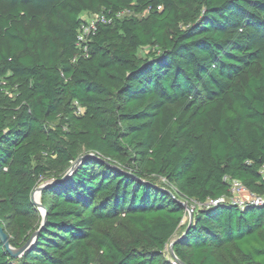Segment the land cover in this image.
<instances>
[{
	"label": "trees",
	"instance_id": "16d2710c",
	"mask_svg": "<svg viewBox=\"0 0 264 264\" xmlns=\"http://www.w3.org/2000/svg\"><path fill=\"white\" fill-rule=\"evenodd\" d=\"M0 82L11 247L98 158L0 264H264V206L182 205L264 194V0H0Z\"/></svg>",
	"mask_w": 264,
	"mask_h": 264
},
{
	"label": "built area",
	"instance_id": "2783aa9c",
	"mask_svg": "<svg viewBox=\"0 0 264 264\" xmlns=\"http://www.w3.org/2000/svg\"><path fill=\"white\" fill-rule=\"evenodd\" d=\"M102 18H93L90 20L86 26H82V30L77 37L78 44L84 43L86 37L90 34H93L96 30V24L102 22ZM1 85V82H0ZM264 177V168L261 171ZM185 204V216L184 219L187 218V221L190 217L198 210V209H208L211 207L219 206V205H229L238 207L240 209H245L247 207H261L264 206V194L263 195H255L248 191L246 187H244L240 182L236 180L229 181V195L227 197H220L215 200H208L207 202L200 204L194 201H191L190 204ZM170 246V245H169ZM167 258L170 264H182L174 255L168 250L167 247Z\"/></svg>",
	"mask_w": 264,
	"mask_h": 264
},
{
	"label": "water",
	"instance_id": "95a60500",
	"mask_svg": "<svg viewBox=\"0 0 264 264\" xmlns=\"http://www.w3.org/2000/svg\"><path fill=\"white\" fill-rule=\"evenodd\" d=\"M88 158H91V159H95V160H98V158L93 155V154H88V155H85V156H82L80 157L74 164L73 166L68 170V172L63 176V178L61 180H58V181H51L49 183H46L44 185H41L39 186L38 188H36L32 195H31V201L33 203V205L36 207V209L39 211L40 215H41V218H42V221H41V225H40V228L34 232L30 239L25 243V245H23L21 248L19 249H15L13 247H11L9 245V242H8V237L3 233L2 229L0 228V241L1 243L3 244L5 250L7 251V253L14 259H18L20 258L25 252H27L28 250L31 249V247L33 246L35 240H36V237L39 233V231L41 230V228L43 227L44 223H45V215H46V209L40 204L39 202V198H40V194L41 192L46 189L47 187H50V186H53V185H58V184H61L63 183L73 172L74 170L85 160V159H88ZM103 162V161H102ZM38 191L39 192V195H38V201H34L33 199V194L35 191ZM184 209H185V204H182ZM191 220H192V217L189 218V224L191 223ZM185 232L177 239L173 240L170 244V252H172V247L173 245L178 242L179 240H181L184 236H185Z\"/></svg>",
	"mask_w": 264,
	"mask_h": 264
},
{
	"label": "rangeland",
	"instance_id": "374dc122",
	"mask_svg": "<svg viewBox=\"0 0 264 264\" xmlns=\"http://www.w3.org/2000/svg\"><path fill=\"white\" fill-rule=\"evenodd\" d=\"M83 18H86L85 15H83ZM51 181H52V180H51ZM51 181H46V182L42 183L41 185H44V184L49 183V182H51ZM160 182H163V180H160ZM163 183H164V182H163ZM41 185H40V186H41ZM38 195H39L38 193H35V196H34L35 199H34V197H33L34 201H36V202L38 201ZM39 202H40V198H39ZM186 221H187V218H185V219L183 220V224H184ZM176 237H177V235L175 236V238H176ZM175 238H174V239H175ZM169 249H170V246L168 245V250H169Z\"/></svg>",
	"mask_w": 264,
	"mask_h": 264
},
{
	"label": "bare ground",
	"instance_id": "6f19581e",
	"mask_svg": "<svg viewBox=\"0 0 264 264\" xmlns=\"http://www.w3.org/2000/svg\"><path fill=\"white\" fill-rule=\"evenodd\" d=\"M35 193H38V194H39V192L36 190V191L34 192V194H33V197L35 196ZM34 199H35V197H34Z\"/></svg>",
	"mask_w": 264,
	"mask_h": 264
}]
</instances>
